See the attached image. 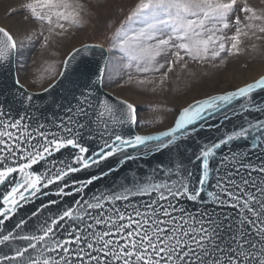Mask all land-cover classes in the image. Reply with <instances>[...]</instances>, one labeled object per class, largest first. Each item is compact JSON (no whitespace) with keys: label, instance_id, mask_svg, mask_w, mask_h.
Returning <instances> with one entry per match:
<instances>
[{"label":"snow or ice","instance_id":"1","mask_svg":"<svg viewBox=\"0 0 264 264\" xmlns=\"http://www.w3.org/2000/svg\"><path fill=\"white\" fill-rule=\"evenodd\" d=\"M23 7L41 26L39 35L49 33L45 45L50 36L81 24L92 10L85 0H29ZM250 34L264 39V7L248 0H137L113 33L112 48L123 54L122 61L127 59V68L160 73L163 85L177 64L187 67L186 58L239 55ZM92 47L102 45H84L65 60L66 70L73 61L82 65L77 70L86 82L79 95L72 94L64 115L52 117L51 127L27 123L31 117L26 111L13 116L5 110V105L12 107L7 98L0 101V186L5 188L0 226L34 198H48L31 213L37 219L47 213L38 234L24 231L31 217L21 218L7 232L0 227V246L8 249L0 250V264H264V118H247L264 113V101L254 95L264 92V75L189 104L167 130L126 136L109 131V124L136 125L137 108L107 96L94 103V88L105 75L85 59ZM21 48L22 42L0 27V75L11 73ZM153 82L147 77L138 81ZM14 85L13 100L22 97L20 103L30 106L33 95L23 90L18 77ZM55 87L50 84L44 91ZM238 100L246 101L239 112L232 108L240 124L227 131L207 124L217 113L230 122L227 110ZM93 123L101 124L96 135ZM205 127L221 134L199 143L178 163L153 169L158 178L86 197V189L113 171L111 158L119 156L123 165L150 154L180 153L181 144ZM64 150L68 157L56 158ZM41 162L49 167L34 170ZM93 168L99 173L89 172L86 179L75 175ZM53 185L54 194L44 191ZM74 194L80 198L65 207L63 198Z\"/></svg>","mask_w":264,"mask_h":264},{"label":"rangeland","instance_id":"2","mask_svg":"<svg viewBox=\"0 0 264 264\" xmlns=\"http://www.w3.org/2000/svg\"><path fill=\"white\" fill-rule=\"evenodd\" d=\"M28 2L0 0V26L22 42L16 59L21 84L30 91L41 92L59 77L71 51L87 43L101 44L109 50L103 87L139 108L137 130L141 134L167 130L174 125L179 111L189 104L236 90L264 75V39L250 34L239 55L224 53L206 61L186 58L187 67L184 63L177 64L161 85L160 73L143 74L135 67L127 68V59L122 61L123 54L112 48L113 33L137 0H85L92 6L90 14L81 24L68 27L64 34L50 36L47 45L44 37L49 33L45 30L43 36L39 35L41 26L23 7ZM248 3L264 7V0ZM146 77L154 82L138 83Z\"/></svg>","mask_w":264,"mask_h":264},{"label":"water","instance_id":"3","mask_svg":"<svg viewBox=\"0 0 264 264\" xmlns=\"http://www.w3.org/2000/svg\"><path fill=\"white\" fill-rule=\"evenodd\" d=\"M85 45L96 46L101 44L87 43ZM83 46H80L78 48H82ZM16 59L17 56L10 65L11 73L8 75H0V101H4L7 98V100L12 104V107L8 108V106L5 105V110L10 111L13 116H15L17 113L22 115L26 111L27 115L31 117V120L26 121L27 123H30L33 126H36L39 123H44L49 127H51L52 117L63 116L64 108L68 105V102L72 100V94L75 93L76 95H79L80 91L83 89V85L86 82V78L81 74L80 71L77 70L78 67L82 68V65L78 66L76 61H73L69 64L66 70L64 63L59 77L53 83L56 85V87L50 89L48 92H45L44 90L41 92H33L28 90L25 86H23V90L27 94L33 95V101L29 106L27 102H25V104L20 103V99H22V97L17 98L16 100H13L12 98V93L16 92L18 87L14 85V78L17 77ZM80 59L81 57L78 56L77 60ZM85 59L90 62L91 66L98 67L99 69L103 70L105 75L109 61V50L103 45L102 47H92L90 48V53L85 57ZM95 79L96 77L92 76V80ZM94 92H95L94 103H96L97 100L102 101L105 98V96L109 97L110 100L116 104H119V101L123 100L121 98H118L114 94L108 92L107 90H105L103 87V83L97 85L94 88ZM254 95L257 101H264V92H257ZM195 102L191 104H194ZM245 102L246 101L244 100H238L233 102V106H229V109L227 111H228V115L232 117L230 122L224 121L222 115L217 113L214 118L209 119L207 121V124L219 126L221 127V131L230 130L235 125L241 123V117L233 116L232 108L234 107L235 111L239 112L240 104ZM138 111L139 108H137V120H138ZM257 116H259L260 118H264V113L257 114L253 112L247 118L254 120ZM201 123L204 122L202 121ZM52 130H56V129L52 128ZM92 130H93V134L96 135L99 131L102 130L101 124L93 123ZM109 131L120 132L121 134H124L126 136L141 134L137 130V124L131 126L127 124L123 126H114L110 123ZM220 134L221 133L217 132L215 129L209 130L207 127H205V129L200 131L198 136L191 139H186L181 144L180 153H177L175 150H173L172 152L165 151L163 154H159V153L150 154L148 156H141L140 158L134 161H127L123 165L117 162L120 159L119 156L113 157L108 162L111 164L113 171L107 177H103L101 180L96 181L92 186L86 189V197L90 199L94 193L120 191L125 186H131L130 182L134 180L135 181L142 180L144 182H148L150 178H158L157 174L153 172V169L158 168L161 164H163L165 167H168L171 166L173 162L178 163L182 158H184V156L190 155L191 151L195 150L199 143H203L208 138H214L219 136ZM97 141H99L98 135H97ZM90 143H93V145L95 144V142H90ZM185 149H187V152H185ZM129 151L132 152L134 155L137 154L134 150L129 149ZM224 151L226 152L227 149H224ZM67 157H68V150H64L62 154L61 153L56 154V158L58 159H66ZM185 163H187L186 160ZM46 167H49V165H46L44 164V162H41V164L34 165V170L38 172H43ZM107 170H108L107 167H105V171ZM89 172L99 173V170L93 168V169H89L87 172H81L75 175L79 176L81 179H86L88 178ZM17 179H19L18 176ZM55 190L56 188L53 185L50 186L49 189H45L44 191H49L50 194H54ZM4 191L5 188L3 186H0V199H2V195ZM53 198L56 197H54L53 195ZM79 198H80V194H74L71 197H64L62 204L65 207L73 205V201ZM134 199L135 201H141V200H146L147 197H136ZM41 201L47 203L48 198L47 197H40L39 199L34 198L32 203L25 204L24 207L19 210L16 216H14L11 220L6 221L5 225L0 227H3L4 232L14 229L15 224L21 218L28 219L29 217H31L32 211L41 207ZM52 210L55 211V206H52ZM46 214L47 213L41 214L39 219H37L36 217H31L24 231L28 234H38L40 225ZM0 250L8 251V249L3 248L2 246H0Z\"/></svg>","mask_w":264,"mask_h":264}]
</instances>
